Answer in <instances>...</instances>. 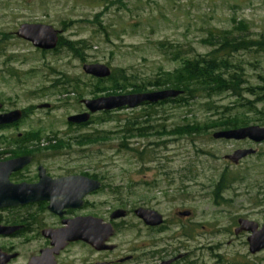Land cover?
Returning <instances> with one entry per match:
<instances>
[{"label":"rangeland","instance_id":"1","mask_svg":"<svg viewBox=\"0 0 264 264\" xmlns=\"http://www.w3.org/2000/svg\"><path fill=\"white\" fill-rule=\"evenodd\" d=\"M22 24L51 26L67 44L39 51L16 37ZM224 36L245 41L246 49L229 60L240 66V87L250 94L238 98L225 91L179 105L99 113L78 129L66 122L81 109L82 98L126 95L106 91L109 84L85 75L84 64L105 65L115 78L125 75L146 86L183 61L207 60ZM69 43L83 51L80 58ZM263 43L264 0H0V103L6 111L27 110L18 132L59 141V147L35 153L53 174L87 171L101 179L103 188L89 198L96 207L103 204L107 212L124 204L164 216L166 230L147 236L157 247L180 248L182 264H264V249L250 254L247 233L234 234L240 218L264 224V142L212 138L221 130L212 123L236 116L246 127L264 126ZM61 79L72 85L65 87L68 94L59 92ZM43 104L51 108H36ZM188 124L208 129L188 136L181 129ZM239 148L257 154L237 165L225 160ZM223 174L235 182L214 195ZM186 211L189 217L177 216ZM131 235L115 242L126 243ZM5 244L0 239V247ZM30 250L27 245L24 253ZM70 255L80 257L84 250L73 248Z\"/></svg>","mask_w":264,"mask_h":264},{"label":"flooded vegetation","instance_id":"2","mask_svg":"<svg viewBox=\"0 0 264 264\" xmlns=\"http://www.w3.org/2000/svg\"><path fill=\"white\" fill-rule=\"evenodd\" d=\"M61 40L58 37L57 45H60ZM99 97L80 99L79 105L81 109L68 116L67 119L88 113L82 101ZM43 105H48V107L39 108L38 105L36 108H51L49 104ZM4 109V105L0 103V116L19 111L20 117L12 122L0 124L1 140L5 139L1 135L10 130L13 131L12 134L6 137V140L0 142V164L21 157L30 158L27 165L9 174L8 182L10 184L13 186L21 184L28 186L39 185L42 183L41 179L46 176L51 182L57 184L55 192L51 195L55 198V204L57 205L66 204L65 198L67 197L63 198L65 195L63 192L65 187L70 188L72 186V184L65 181L67 179L76 180L79 184L83 183V179H86L101 185L97 191L86 194L78 201H67L72 208L62 207L60 210H55L54 208L50 210V201H37L22 206L1 209L0 226L5 229H13L4 236H0V239L7 241V245L0 247L3 259H7L5 264H29L32 259H36L35 264H182L184 255L180 254V248L172 249L166 245L157 247L158 242L147 236V234L160 235L166 230L167 223L164 216L149 208H130L128 206L124 208V204H120L118 208L109 209L107 212L103 209V204H98V207H96L95 203L89 201V198L99 193L103 188L104 185L101 179L94 175H88L87 171H61L60 174H53L48 167L43 166L36 159L35 153L53 150L59 147V141H56L53 137L39 136L35 132H18L21 121L27 117V110L13 109L6 111ZM99 113L104 112L90 114L88 120L84 123H69L67 119L66 122L78 129L90 124L93 116ZM42 140H45L44 143L41 142ZM240 142H248V140ZM28 145L35 148L32 151H28ZM39 145L45 146L40 149ZM9 149L11 150L7 151ZM244 150H253L254 152L243 157L237 163L229 160L230 163L237 165L239 162L257 154V151L252 148H239L234 152ZM32 166L34 168L31 169L30 167ZM79 192L82 193L83 190ZM76 205L77 207H75ZM139 208L153 211L156 215L150 216L145 220L137 215ZM184 213H188V215L184 216ZM177 216L187 218L190 216V212H180ZM74 222L79 229L92 230L97 247L81 240L63 241L60 238L53 241L49 238L51 235L57 236L59 232L68 229ZM125 233H131V239L123 244L116 243L115 240ZM248 237L249 234L247 233ZM27 245L32 250L24 253ZM59 246L60 248H58ZM73 248L84 250V255L80 257L70 255Z\"/></svg>","mask_w":264,"mask_h":264},{"label":"water","instance_id":"3","mask_svg":"<svg viewBox=\"0 0 264 264\" xmlns=\"http://www.w3.org/2000/svg\"><path fill=\"white\" fill-rule=\"evenodd\" d=\"M15 35L18 39L30 43L35 49L41 51L54 50L57 46L59 37L58 31L54 30L51 26L42 24H22L18 28ZM82 71L85 75L98 80L107 79L111 74V70L102 64H84L82 66ZM179 95H181L180 91L163 90L158 92L117 95L99 97L92 100H83L82 102L88 113L69 117L67 121L69 123H84L88 120L90 114L98 112H111L122 109H134L144 104H156L168 99H174ZM47 107L48 105L39 106V108ZM19 117V111L0 116V124L12 122L17 120ZM212 138L215 140H249L255 144H260L264 142V126H248L238 129L219 131L214 133ZM253 152V150L236 151L233 155L225 157V160H231L233 163H237L240 159L252 154ZM29 160V157H21L4 164H0V210L8 207L22 206L37 201H50V210H52V208L60 210L62 207L72 208L71 205H68V202L73 200L78 201L86 194L97 191L101 186L95 181H88L86 179H83V183L81 184L77 183L76 180L67 179L65 181L72 184V186L70 188L65 187L63 192L65 194L63 198L67 197L65 198L66 204L57 205L55 204V198L51 196L55 192V186L57 187V184L55 182H51L46 176L41 179L42 183L33 186L25 184L13 186L8 182L9 174L27 165ZM80 190H83V192L80 193ZM75 207H77V205ZM137 215L146 220L150 216L156 215V213L139 208L137 210ZM183 215L187 216L188 213H184ZM12 230L13 229H5L0 226V236H4L7 232H11ZM241 232L249 234L247 243L250 254H256L264 249V224L258 226V224L253 221L240 218L237 220V227L234 229V234L237 235ZM92 234V230L88 231L79 229L75 226L74 222L68 229L59 232L57 236L51 235L49 238L53 241L60 238L63 239V241L81 240L97 247V243L95 242V238ZM58 248H60V246ZM5 260L7 259H3V254L0 252V264H5ZM35 260L36 259H32L29 264H35Z\"/></svg>","mask_w":264,"mask_h":264},{"label":"trees","instance_id":"4","mask_svg":"<svg viewBox=\"0 0 264 264\" xmlns=\"http://www.w3.org/2000/svg\"><path fill=\"white\" fill-rule=\"evenodd\" d=\"M220 43L215 50H212L208 54L207 60L205 59H193L183 61L178 68H176L172 73L163 74L155 79L152 84L136 85L128 81V78L123 75L121 77L117 76L115 78L114 71H111L110 76L104 80L96 79V83H107L109 87L106 91H111L112 93L118 94H139L148 92V87H153L156 89L164 88V90L180 91L181 95L174 99H168L163 102L156 104L162 105L165 103H185L192 101L198 97L205 96L209 98L212 95L219 94L221 92L229 91L234 97L240 98L242 93L250 94V89H241L240 81L242 80L237 75L241 70L240 66L231 62L229 58L239 50H245V41L241 40H229L226 36L221 37ZM67 44L65 41L60 42L54 52L58 50L60 46ZM70 44V45H69ZM68 48L71 50L75 57L80 58L83 51L73 48L72 43H69ZM260 50L264 53V43L259 45ZM95 79V78H94ZM116 79H119L116 80ZM57 84V82H56ZM66 86H72L70 81H63L58 84L59 92L61 95L67 93L65 91ZM128 88H130L128 90ZM62 90V91H60ZM247 104L250 102L247 101ZM146 105V104H144ZM154 105V104H151ZM119 111V110H118ZM112 112V111H111ZM110 112H104L103 115L108 117ZM232 119H228V123H223L217 125L216 122L212 123L214 127L221 130H229L235 128H243L248 125V123L242 122L245 120L242 116H236L233 122ZM211 128V129H212ZM181 129L185 135H192L197 133H204L208 129L207 125H185ZM142 155V154H140ZM235 181L233 180V183ZM230 182L226 174H223L218 183L216 184V189L214 195H217L219 191L227 189Z\"/></svg>","mask_w":264,"mask_h":264}]
</instances>
